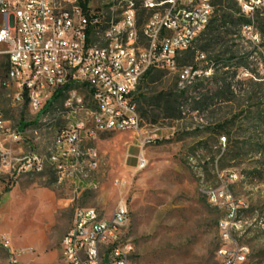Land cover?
Returning a JSON list of instances; mask_svg holds the SVG:
<instances>
[{
  "label": "rangeland",
  "instance_id": "rangeland-1",
  "mask_svg": "<svg viewBox=\"0 0 264 264\" xmlns=\"http://www.w3.org/2000/svg\"><path fill=\"white\" fill-rule=\"evenodd\" d=\"M241 3L229 5L242 13ZM221 15L206 29L221 30L220 38L213 37L216 45L208 47L210 36L200 35L189 58L183 54L179 59V66L200 73L188 89L180 119L155 125L143 121L139 133L103 134L92 145L101 157L94 175L97 188L76 193L71 218L75 208H95L111 216L119 204H126L134 245L131 264H219L217 226L224 210L209 201V192L221 188L241 201L238 217L251 225L238 238L250 250L249 263L264 264V23L255 19L258 14L252 19L242 15L248 22L255 20L252 31L261 38L257 42L240 30L242 25H221ZM202 46H207L205 52L198 51ZM6 50L0 46V114L21 135L26 151L43 155L54 130L73 115L56 116L49 124L58 110H67L65 97L35 120L27 106L15 104L13 92L1 85ZM171 91L179 92L175 75L159 72L153 79L143 78L136 98L146 100L137 105L148 112V105L156 107V96ZM80 93L90 104L85 90ZM140 158L146 160L142 170ZM43 175L34 179L55 182L51 170ZM69 225L64 217L48 232L55 251L61 250L60 236Z\"/></svg>",
  "mask_w": 264,
  "mask_h": 264
},
{
  "label": "built area",
  "instance_id": "built-area-1",
  "mask_svg": "<svg viewBox=\"0 0 264 264\" xmlns=\"http://www.w3.org/2000/svg\"><path fill=\"white\" fill-rule=\"evenodd\" d=\"M121 1H130V8L120 20H113ZM262 2L242 0L239 15L256 12ZM214 10L212 0H0V46L7 47L8 61L2 87L7 90L9 78L19 79L13 102H26L34 120L57 94L65 97L64 102H73L74 110H58L49 124L56 116L75 115V122L68 125L73 140H66L65 133L58 140V161L39 164L38 152L23 150L21 135L0 114V141L9 146L0 149V186L6 189L51 166L57 182L71 185L76 193L96 190L94 175L101 157L92 145L103 134L141 131L143 121L134 98L148 71L175 75L179 92L196 83L200 73L178 62L208 28ZM257 19L264 23V15ZM252 24L255 20L240 30L259 42ZM78 73H86V80H78ZM145 166L146 160L140 158L138 170ZM82 172H91V182L83 181ZM209 201L224 210L217 226L219 264H250L249 248L238 242L251 226L238 217L243 204L223 188L210 191ZM129 224L126 204H119L114 216L76 208L61 240L62 263L131 264ZM0 244L10 247L7 238Z\"/></svg>",
  "mask_w": 264,
  "mask_h": 264
},
{
  "label": "crops",
  "instance_id": "crops-1",
  "mask_svg": "<svg viewBox=\"0 0 264 264\" xmlns=\"http://www.w3.org/2000/svg\"><path fill=\"white\" fill-rule=\"evenodd\" d=\"M2 145L3 149L9 147L6 141ZM12 149L19 151L18 147ZM41 176L21 178L6 189L0 186V240L7 238L10 243L9 248L0 244V264H63L62 251L52 247L48 232L64 217L71 225L76 189L56 179L51 185L34 179ZM70 225L61 233V240Z\"/></svg>",
  "mask_w": 264,
  "mask_h": 264
},
{
  "label": "trees",
  "instance_id": "trees-1",
  "mask_svg": "<svg viewBox=\"0 0 264 264\" xmlns=\"http://www.w3.org/2000/svg\"><path fill=\"white\" fill-rule=\"evenodd\" d=\"M232 1L233 0H212L213 6L215 9L214 16H216L220 12L222 13L221 18H220L221 25L232 24V25L240 26V25H245L249 23L242 15H239V13L241 12L238 9H237V12H235L232 4L229 5L230 3H232ZM232 13H236L238 17L234 18ZM255 19L258 20L257 17ZM211 23L212 22H210V24ZM209 26H208V29L210 28ZM204 34H208V36H210V38L207 40L208 44L206 45L208 47L211 45L214 46L216 45V43L213 37L220 38L221 30H205L201 35H204ZM197 41L198 39L196 40V42ZM207 46H202L201 48L198 49V51L205 52V50L207 49ZM184 54H188V58H189L190 51ZM7 68H8V61H7ZM7 68H6V71H7ZM158 73L159 72L157 71H148L143 78L153 79ZM187 92H188V89L181 91V92L171 91L169 93H162L156 96L154 98L156 107L153 108L151 105H148V107L151 108V110H149L148 112H145V111L143 112L142 108L139 105H137L139 104L141 99L145 101L146 98L145 97L136 98V94H135L134 100L136 103L137 112L141 120L146 121V123L150 125H155L158 120H168V119L169 120H179L182 114L183 107L186 101L188 100ZM60 98H63L61 94L55 95L45 106L44 110L50 108L52 104L55 103ZM24 105L26 106L27 103L25 102Z\"/></svg>",
  "mask_w": 264,
  "mask_h": 264
},
{
  "label": "bare ground",
  "instance_id": "bare-ground-1",
  "mask_svg": "<svg viewBox=\"0 0 264 264\" xmlns=\"http://www.w3.org/2000/svg\"><path fill=\"white\" fill-rule=\"evenodd\" d=\"M100 3H105V0H100ZM128 8H130V1H121V5L120 7H118V10H113V20H120V14H127ZM241 10H242V3H241ZM263 13H264V2H262L261 7L256 8V12H249V15H244V16L247 19H252L256 16V14L261 15ZM252 30H254L253 27ZM78 80H86V73H78ZM18 89H19V79L9 78L7 82V90H11L13 93H16ZM65 108L67 110H74V103L66 102ZM43 111L44 109L37 111L36 116H39ZM66 122H67L66 125L58 126L54 130L53 142L51 146L47 149V152L45 154L39 155V164H48L58 161V140L61 138L63 133H65L66 140H73L72 128H68V125H72L73 122H75V115H73V117ZM0 149H3L2 141H0ZM47 169L51 170V166H43V169H37V175L44 174ZM82 179L84 182H91V172H82ZM229 195L232 194L229 193ZM114 215H116V209L114 210L111 216ZM219 241L221 243L220 234H219Z\"/></svg>",
  "mask_w": 264,
  "mask_h": 264
}]
</instances>
